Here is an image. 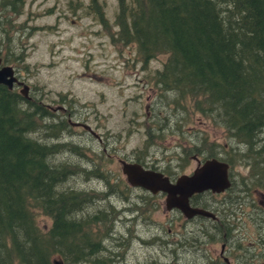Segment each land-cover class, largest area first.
<instances>
[{"label":"trees","instance_id":"obj_1","mask_svg":"<svg viewBox=\"0 0 264 264\" xmlns=\"http://www.w3.org/2000/svg\"><path fill=\"white\" fill-rule=\"evenodd\" d=\"M24 2L0 0V13L10 11L19 15ZM119 3L114 40L134 45L143 63L160 54L167 56L154 74L163 102H152L151 110L153 120L159 117L155 109L162 107L165 114L157 132L150 134L141 151L148 148L150 139H161L163 130L173 126L181 132L188 110L190 116L195 112L205 115L216 126L225 128L234 147L228 145L225 152L221 145L211 143L201 155L218 157L231 166L238 162L248 168V173L237 180L236 189L233 190L232 182L225 196L228 205L242 206L243 188L254 183L264 190V0ZM3 60L7 61L5 57ZM71 123L36 99L25 98L15 88L0 84V264H54L56 259L64 264H126L120 253L111 258L110 254L118 252L104 244L112 234L107 213H85L83 208L90 198L81 189L65 187L75 170L57 156L67 144L49 143L48 139L70 134ZM201 137L206 141L203 133ZM196 145L200 149L201 142ZM70 148L80 153L76 146ZM138 158L137 162L148 164L144 158ZM162 171L171 177L180 172ZM109 176L101 166L86 173L87 178H101L107 189L102 192L104 196L115 195V190L122 188L120 185L128 189L123 178L121 184L114 178L112 185ZM198 198L192 201L199 204ZM220 201L219 207L224 204V197ZM201 204L216 212L218 220H212L209 234H213L211 239H217L223 232V223L232 225L237 209L225 210L228 213L224 214L222 208L207 202ZM41 214L51 219L47 229L38 224ZM257 217L264 222L263 209L255 212L254 219ZM99 226L105 230L100 232ZM226 230L230 232V228ZM175 262L152 259L140 264Z\"/></svg>","mask_w":264,"mask_h":264},{"label":"rangeland","instance_id":"obj_2","mask_svg":"<svg viewBox=\"0 0 264 264\" xmlns=\"http://www.w3.org/2000/svg\"><path fill=\"white\" fill-rule=\"evenodd\" d=\"M119 2L25 0L19 15L10 11L0 13V56L7 59L3 64L13 66L17 76L29 85V96L70 122L89 125L100 136L98 139L81 125L70 124V134L62 133L60 139H48L49 143L67 144V149L64 147L57 156L59 160L68 161L75 170L65 187L81 189L90 198V203L83 208L85 213L104 211L111 219V238L107 236L104 244L118 252L109 255L113 259L120 253L126 264L146 263L152 259L167 263L177 259L175 264H208L211 261L215 264L226 261L229 264H264V222L260 221L261 217L254 219L255 212L261 209L257 202L259 190L254 183L243 188L242 206L228 205L225 197L228 192L214 196L199 194L193 198H201L199 204L192 201L194 205L206 207L201 203L207 202L220 209L222 206L217 203L221 205L224 197L226 210L237 209L232 225L224 223L220 227L223 231L220 237L224 239L223 261L219 255L223 240L220 237L213 240V234H209L211 219H185L178 210L165 209L162 194H151L138 187L115 186V195L104 196L102 192L107 189L101 178L86 177L87 172L101 166L111 174L107 177L110 184H115L114 178L121 184L122 178L126 180L119 158L136 161L137 157L147 160L148 164L144 165L151 168L179 170L174 177L194 169V154L206 159L201 152L211 143L221 145L225 152L228 145H233L225 128L216 126L212 119L199 112L190 116L191 110H188L181 132L173 126L168 131L163 130L161 139H150L148 148L141 151L150 134L157 132L165 114L159 107L155 109L159 117L153 120L151 110L152 102H163L161 95L158 96L154 74L162 68L167 56L160 54L143 63L134 45L114 40ZM99 10L103 14V24L97 21ZM14 88L20 91V86ZM60 106L64 109H59ZM201 133L207 137L206 141ZM199 142L200 149H197ZM73 146L80 153L71 151ZM247 173V166L238 162L230 165L233 190L237 180ZM212 209L209 210L215 212ZM227 213L224 210V214ZM37 218L41 228L50 226L49 217L41 214ZM104 226L109 228L107 224ZM99 230L105 229L99 226ZM202 235L208 236L203 238Z\"/></svg>","mask_w":264,"mask_h":264},{"label":"water","instance_id":"obj_3","mask_svg":"<svg viewBox=\"0 0 264 264\" xmlns=\"http://www.w3.org/2000/svg\"><path fill=\"white\" fill-rule=\"evenodd\" d=\"M19 82L13 66L3 65L0 57V84L13 89ZM28 85L23 83L20 89L25 98L28 95ZM59 109L63 110L61 106ZM73 125H81L98 139L100 136L87 124L72 122ZM121 172L126 182L132 187L142 188L151 194H164V207L167 211L178 210L185 218L205 217L217 220V215L206 208L191 204L194 195L210 191L220 194L231 186L229 164L217 157L206 158L189 173H181L171 178L163 171L146 167L144 164L119 158ZM264 197V193H262ZM223 248V245H222ZM54 264H64L61 260H54Z\"/></svg>","mask_w":264,"mask_h":264},{"label":"flooded vegetation","instance_id":"obj_4","mask_svg":"<svg viewBox=\"0 0 264 264\" xmlns=\"http://www.w3.org/2000/svg\"><path fill=\"white\" fill-rule=\"evenodd\" d=\"M98 16H99V18L100 19H98L97 21H98V23H100V24H103L104 23V18H103V14L101 13V11L99 10L98 11ZM1 57V56H0ZM2 58V64H3V57H1ZM4 65V64H3ZM8 65V64H7ZM14 68V67H13ZM14 71H15V75L17 76V74H16V70H15V68H14ZM17 78H18V80H19V82H21V83H18L17 85H15V87L16 86H20V89L22 88V86H23V83H25V84H27L24 80H22V79H20V77L19 76H17ZM28 85V84H27ZM28 87H29V85H28ZM30 88V87H29ZM29 88H28V95H29ZM30 97V96H29ZM31 98V97H30ZM69 120V119H68ZM70 121V120H69ZM72 124V123H71ZM84 128V127H83ZM88 131V130H87ZM89 132V131H88ZM97 138V137H96ZM193 160L195 161V163H196V165H195V167L198 165V163L199 162H202L203 160L200 158V157H198L197 156V154H194L193 155ZM194 167V168H195ZM259 190V194H257V202H258V204H260L261 205V209H263L264 210V197H263V195H262V193H264V190H261L260 188L258 189ZM225 192H222V193H220L219 195H223ZM202 194V193H201ZM259 196L261 197V198H259ZM224 202H225V200H224ZM223 205H224V207H223ZM222 205V210H226V204H223ZM186 219V218H185ZM212 220V219H211ZM218 220V219H217ZM222 225H224V223L222 224ZM222 245H223V248H221V250H220V253H219V255H220V257L223 259V261H224V239H223V242H222ZM204 256H206V254L204 253L203 254ZM225 264H229L228 263V261H226L225 262Z\"/></svg>","mask_w":264,"mask_h":264},{"label":"bare ground","instance_id":"obj_5","mask_svg":"<svg viewBox=\"0 0 264 264\" xmlns=\"http://www.w3.org/2000/svg\"><path fill=\"white\" fill-rule=\"evenodd\" d=\"M98 192V191H97Z\"/></svg>","mask_w":264,"mask_h":264}]
</instances>
